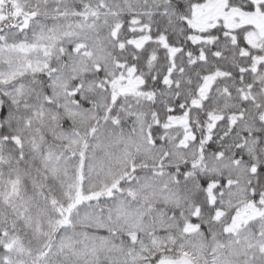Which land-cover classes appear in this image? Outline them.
<instances>
[{
	"label": "snow or ice",
	"instance_id": "1",
	"mask_svg": "<svg viewBox=\"0 0 264 264\" xmlns=\"http://www.w3.org/2000/svg\"><path fill=\"white\" fill-rule=\"evenodd\" d=\"M0 264H264V0H0Z\"/></svg>",
	"mask_w": 264,
	"mask_h": 264
}]
</instances>
